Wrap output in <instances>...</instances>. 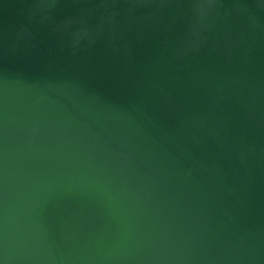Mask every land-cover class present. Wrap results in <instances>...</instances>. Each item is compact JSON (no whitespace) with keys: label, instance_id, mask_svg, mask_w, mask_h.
<instances>
[{"label":"water","instance_id":"obj_1","mask_svg":"<svg viewBox=\"0 0 264 264\" xmlns=\"http://www.w3.org/2000/svg\"><path fill=\"white\" fill-rule=\"evenodd\" d=\"M0 264H264V0H0Z\"/></svg>","mask_w":264,"mask_h":264}]
</instances>
